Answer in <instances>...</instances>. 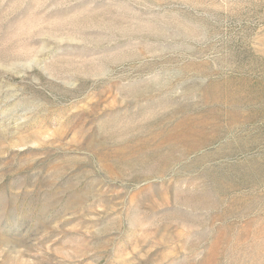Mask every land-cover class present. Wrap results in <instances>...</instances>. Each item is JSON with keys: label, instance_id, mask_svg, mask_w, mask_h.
<instances>
[{"label": "rangeland", "instance_id": "rangeland-1", "mask_svg": "<svg viewBox=\"0 0 264 264\" xmlns=\"http://www.w3.org/2000/svg\"><path fill=\"white\" fill-rule=\"evenodd\" d=\"M0 264H264V0H0Z\"/></svg>", "mask_w": 264, "mask_h": 264}, {"label": "bare ground", "instance_id": "bare-ground-1", "mask_svg": "<svg viewBox=\"0 0 264 264\" xmlns=\"http://www.w3.org/2000/svg\"><path fill=\"white\" fill-rule=\"evenodd\" d=\"M192 129H193V128H192ZM180 131H182V130H180ZM185 131H186V130H185ZM185 131H183V132H185ZM195 131H196V130H195ZM189 132H190V130H189ZM194 133H195V132L193 131V135H194ZM176 135H177V134H176ZM188 135H189V134H188ZM181 136L183 137L182 134H181ZM174 137H175V136H174ZM175 139H176V138H175ZM177 139H179V138L177 137ZM180 140H182V139H180ZM177 141H178V140H177ZM177 141H176V142H177ZM184 151H185V150H184ZM164 167H165V166H164ZM164 167H163V168H164Z\"/></svg>", "mask_w": 264, "mask_h": 264}]
</instances>
